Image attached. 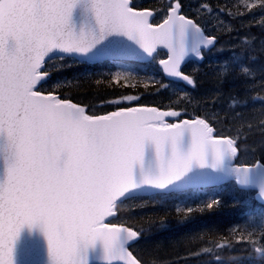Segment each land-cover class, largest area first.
Instances as JSON below:
<instances>
[{
  "label": "snow or ice",
  "instance_id": "snow-or-ice-1",
  "mask_svg": "<svg viewBox=\"0 0 264 264\" xmlns=\"http://www.w3.org/2000/svg\"><path fill=\"white\" fill-rule=\"evenodd\" d=\"M184 7L183 0H0V264H21L28 249L43 253V264H146L137 248L156 221L133 222L137 209L202 193L198 204L176 207L184 225L218 211L221 198L206 189L232 179L264 198V161L236 164L252 124L239 111L189 114L179 106L185 86L196 87L186 63L217 44L207 32L217 13L206 0L195 17ZM234 7L232 19L253 10L264 17V0ZM96 64L120 69L96 85L133 91L69 98L65 89L80 78L69 80L68 71ZM142 65L158 66L162 78L141 77ZM233 65L245 79L254 75L234 56L218 78L226 80ZM170 86L176 100L143 103L150 88L159 95ZM243 102L232 97L229 107ZM205 236L191 255L222 264L221 253L241 244L253 253L251 264H264V209L258 223L249 216L226 233L207 229L189 241Z\"/></svg>",
  "mask_w": 264,
  "mask_h": 264
},
{
  "label": "trees",
  "instance_id": "trees-1",
  "mask_svg": "<svg viewBox=\"0 0 264 264\" xmlns=\"http://www.w3.org/2000/svg\"><path fill=\"white\" fill-rule=\"evenodd\" d=\"M138 2L155 6L163 4L164 0ZM201 2L202 0H183L185 13L195 17L196 8ZM206 2L217 13L211 17V23L207 24V32L217 37V44L211 51L204 52L201 61L191 60L186 63L185 72L195 78L196 87L185 86L188 95L179 101V106L185 107L189 114L214 109L222 113L228 112L231 116L232 112L239 111L241 116L238 119L251 123L252 130L247 139L248 151L241 152L236 164L250 165L256 161H264V133L259 129L260 121L264 119V28L259 25L264 22V17L260 12L253 10L247 15L232 19L227 10L236 12V0ZM244 3L245 0H240L241 5ZM220 9L225 11L221 12ZM208 19V15L204 13L202 22H207ZM229 27L232 28L231 31H228ZM234 56L242 66L251 68L254 75L245 79L233 65V73L226 80L219 79L221 68L226 64L231 65ZM157 68L158 66L142 65L138 71L141 77L147 72L154 73L157 79H161ZM119 70L110 64L76 65L68 71L67 78L72 80L79 77L80 81L68 86L65 91L69 98L77 102H88L94 96L99 98L117 95L121 91H133L116 89L113 92L104 83L95 84V80L106 81L111 73ZM164 79L167 82L166 78ZM139 91L143 92V87ZM150 92H154V89L150 88L149 92L145 93L143 103L164 105L170 99L176 100L178 95V90L173 86L162 90L159 95H150ZM232 97L244 102L232 109L229 107ZM206 191L218 195L222 200V207L205 216L197 215L194 220L184 225L179 223L176 207L198 204L202 193H178L164 202L146 204L142 209H137L133 222H143L142 217H151L156 221L137 248L146 264H151L154 258L161 264H216L214 255H191L199 245L206 244L208 237L205 236L204 241L190 242L189 234L207 229H211L213 234L226 233L237 224H245L249 216H254L257 223L259 222L260 210L264 209V205L256 199L255 190L241 189L234 180H229L222 185L208 187ZM160 219H163V226ZM252 257L253 253L247 246L236 244L230 252L223 251L220 259L222 264H251Z\"/></svg>",
  "mask_w": 264,
  "mask_h": 264
},
{
  "label": "water",
  "instance_id": "water-1",
  "mask_svg": "<svg viewBox=\"0 0 264 264\" xmlns=\"http://www.w3.org/2000/svg\"><path fill=\"white\" fill-rule=\"evenodd\" d=\"M191 60L201 61V60H198V59H196L194 57L191 58L189 61H191ZM232 180H234V179H232ZM227 181H229V180H225L224 182H222L220 184H217L215 186L222 185V184L226 183ZM209 187H214V186H209ZM238 187H240V186L238 185ZM251 190H255L256 191V199L262 205H264V198L260 197L259 189H251ZM19 259L21 261V264H43V262L45 260V256L41 252H37V251L31 250V249H28V250H25L20 255ZM96 264H99V262L97 261Z\"/></svg>",
  "mask_w": 264,
  "mask_h": 264
}]
</instances>
